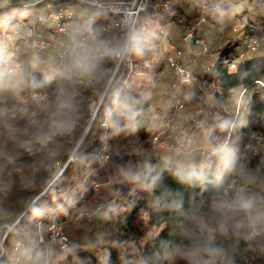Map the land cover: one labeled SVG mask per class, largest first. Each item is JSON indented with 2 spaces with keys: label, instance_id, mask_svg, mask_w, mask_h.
I'll list each match as a JSON object with an SVG mask.
<instances>
[{
  "label": "trees",
  "instance_id": "16d2710c",
  "mask_svg": "<svg viewBox=\"0 0 264 264\" xmlns=\"http://www.w3.org/2000/svg\"><path fill=\"white\" fill-rule=\"evenodd\" d=\"M68 1L45 0V2L35 3L32 0H20L13 4L14 8L3 10L0 13V67L9 63L22 62L26 57V53L20 50L25 42L14 33L15 30L23 32L34 27L37 31L43 32L44 38L52 39V33L49 32H52L53 27H49V22L47 24L40 20L41 14L45 6L50 8L49 15L51 10L55 11L60 6L67 5L65 2ZM77 4L80 6V11L84 8L88 13L94 10L80 2ZM233 4H244L241 12L235 13L236 17L233 19V22L239 19V25L235 24L231 27L233 22L226 21L224 17L219 20L213 17L218 11H230ZM188 5L189 3L184 1L179 4L168 0H147L146 6L137 17L134 35L136 44L148 46L163 42L167 37L165 27L171 22L178 24V17L183 18L185 33L189 31V28L194 27L189 44L197 50L192 53V58H197V51L210 58L201 72L191 68L194 74V86L192 96L187 98V106L192 108L190 120L194 127L197 120L195 115L198 113L195 107L200 106V102L204 104L208 94H213L215 101L221 103L224 101L225 107L230 108L237 88L251 89L258 81L264 79V0H218L214 1V4L209 3L208 9L204 12V24L200 28L197 27L196 22L200 16L197 8L194 7L192 11L187 12L185 8ZM146 20L149 24H146ZM107 23L109 21L107 22L103 15L96 20L94 27L107 25ZM160 25L163 27L161 32L163 40L152 36V32ZM211 27H215L219 34L217 37L220 39L218 43L214 41L210 46L199 30ZM198 40L206 43V52L202 53V47L197 44ZM254 40L258 44L256 49L250 47ZM194 44L197 45L194 46ZM167 50L174 54L169 47ZM132 55L135 57V53ZM49 59L50 62L57 60L52 56ZM197 60L192 62L199 66L194 62ZM165 62H168L166 58L151 62L142 57H135L134 68L119 69L115 81L100 104L93 128L78 150V159L66 167L67 169L36 199L37 204L34 202L36 205L33 203L27 210V215L24 213L17 223L22 228L35 231L38 221L62 222L68 234L67 230L75 224L71 220L72 216L77 221H89L87 217H78L80 210L91 211L89 205H97L98 209L103 208L101 211L104 210L107 213L104 244L91 249L86 243H78L76 240L79 238L75 239L68 235L71 240L68 250L71 252L67 264H78L76 256L81 264H136L137 260H141L143 264H169L167 257L174 255L173 249L181 241L179 228L181 218L168 205L172 201L182 200L184 210H188L193 205L207 203L210 195L216 190L214 181L219 173L215 157H211L208 165L203 167L208 176V182L195 185L182 184L173 175L174 164L166 163L169 158L162 153L165 150L155 149L152 146V135L166 120L177 122L175 115L180 111L176 110L177 104L183 102L182 97L186 99L183 89L187 85L180 90L171 87L176 80V75L174 72V81L165 77ZM231 63L236 64L235 69L230 68ZM26 71L29 81L34 78L43 84L45 70L41 67L33 69L29 66ZM170 80L173 82L168 85ZM160 81L163 86L168 85L165 94L169 91H177L179 95L170 100V97L163 94V99L155 100L157 85ZM54 87L55 82L43 84L40 91L51 92ZM259 88V92L255 93L251 104L247 106L245 120L240 129L238 128L240 120L235 121L238 139L236 154L253 135L264 133L262 120L264 87ZM159 100L167 106L171 104L166 106L168 110L164 117L161 111L166 109L162 108L165 105L157 106L153 110L154 104H157ZM221 103H219L220 106ZM218 108L222 109V107ZM155 112H158L157 116L161 120H154ZM219 115L222 117L217 120V125L226 122L232 124V113L221 110ZM104 118H107L110 127L103 126ZM179 125L181 129H185V124ZM210 144L213 145L214 141L211 140ZM101 154L109 157V162H105V165L97 160L96 156ZM200 161H202L201 156L197 163ZM237 163H243L250 170L257 169L261 175H264V163L257 156L243 161L237 157ZM106 165H109V171L104 169ZM136 176H139L140 180H143L145 176L149 180L155 179V188L152 191H145L139 186L140 181L134 182L133 178ZM231 179L233 177L230 174L224 173L219 186H226ZM96 185H99L98 190L95 188ZM92 198H95V201L89 204ZM17 213L16 218L21 214ZM8 238L11 239L10 236ZM8 241L5 243L6 248ZM221 242L229 249L234 264H246L244 258L249 252L246 240L226 239ZM179 264H185V261L180 259Z\"/></svg>",
  "mask_w": 264,
  "mask_h": 264
},
{
  "label": "clouds",
  "instance_id": "9594fccd",
  "mask_svg": "<svg viewBox=\"0 0 264 264\" xmlns=\"http://www.w3.org/2000/svg\"><path fill=\"white\" fill-rule=\"evenodd\" d=\"M114 2L116 0H88L94 10L87 14L82 24L73 26L66 33L56 53L58 59L47 65L43 84L55 82L51 92L40 91L43 84L34 78L29 81L23 62L0 67V97L6 93L19 96L27 91L22 108L7 106L0 100V135L6 136L17 147L27 145L34 153L53 156L58 143L75 133L83 111L80 85L91 86L110 63H122L133 49L135 37L130 36L127 30L105 35L104 29L94 27L99 17L112 12L108 5ZM5 6V0H0V8ZM117 15L122 18V13ZM27 47L28 66L38 69L45 64L40 54L41 45L33 42ZM16 113L26 121L24 125L16 123ZM176 157L175 160L167 159L166 163L174 164L173 175L180 183L195 185L208 182L205 171L198 166L196 155L177 149ZM211 157L216 159L219 175L214 181L216 190L207 203L193 205L188 210H184L182 200L168 205L181 218V241L173 253L185 264H234L222 239L226 240L242 228L255 229L258 223H264V214L256 211L257 193L253 191L260 188L264 193V181H260L245 165L237 163L235 150L227 142L212 147L209 159ZM16 159V155L0 148V201L12 189L14 181L5 175V169L15 165ZM224 173L233 179L220 187ZM133 179L134 182L140 181L139 186L145 191H152L156 186V180H149L146 176L143 180L139 176ZM22 183L28 185L30 180L25 178ZM17 214L0 207V232L16 223ZM9 236L7 248L0 242V264H54V252L44 245L40 226L33 231L17 224Z\"/></svg>",
  "mask_w": 264,
  "mask_h": 264
},
{
  "label": "rangeland",
  "instance_id": "374dc122",
  "mask_svg": "<svg viewBox=\"0 0 264 264\" xmlns=\"http://www.w3.org/2000/svg\"><path fill=\"white\" fill-rule=\"evenodd\" d=\"M19 1L20 0H12L11 3H8L7 0H5V4L8 3L10 7L0 8V13L3 12V10L5 9L10 10L14 8L12 4L17 3ZM32 1H34L35 3H39L42 1L45 2V0H32ZM116 1H123V0H116ZM124 1L131 2L133 0H124ZM168 1L171 2V0ZM195 1L196 0L192 1L188 5V7L185 8V11L188 12V11H192L194 7L197 8V12L200 16L198 17L199 19H197L196 22L198 25L197 27L200 28L201 25L204 24L200 21V17L203 13L200 11V3L206 0H197L196 2ZM214 1L216 2L218 0H208V4L209 3L214 4ZM77 2L80 1L69 0L68 2H65V4L67 5L60 6L63 8L67 7L68 9L73 11L74 14L76 15L72 22V27L82 24L84 20L87 19L86 16L88 14L87 9L84 8L82 11H80L81 9L79 4H77ZM80 3L86 5L85 3L82 2ZM146 3L147 0H144L143 8L144 6H146ZM243 7L244 4H239V5L233 4L231 6L230 11L228 12L218 11L214 13L213 17L216 20H219V18L224 17L226 21L231 23L233 22V19L236 17L235 13L237 12L240 13ZM49 9L50 8L48 6L44 7L40 20L42 22H47V24L50 23L49 27L52 28L53 27L52 21L47 20ZM51 11L55 12L54 10ZM177 21L178 24H176L175 22H171L170 24H168L169 26L165 27L166 28L165 31L167 33L166 35L167 37L165 38L166 41L164 40L163 42H160V44H151L148 46L147 45L145 46L143 44H136L135 41L132 52L124 60V63L120 67H118V62L110 63L107 66L106 70L103 73H101V75L97 78V80L92 82L91 86L87 84L80 85L81 91L83 93V111H82L81 119L77 124L75 133L71 134L66 141H60L58 143L55 155L49 156L46 153H40V152L34 153L31 147L27 145L17 147V145L9 141L6 136L0 135V148H3L9 154L17 156L15 165L9 166L5 169V175L9 177L12 181H14V183L12 185L11 191L5 195L2 201H0L1 207H3L6 211L11 210L12 212H16V213L20 212L21 214L16 218V220L18 218L20 219V217L23 216L24 212L25 211L27 212V209H29L30 206H32L31 204H33L36 201V199H38L41 196L42 191L46 188V186L50 184L55 177H58L65 169H67L66 168L67 166H70V164H73V162H75L78 159L77 158L78 150L82 147L88 133L93 128V124L96 119V114L99 110L100 104L102 103V100L107 90L109 89L111 84H113V82L115 81V78L117 77V74L119 72V68L123 67V70H127L128 68L131 70L132 68H134L135 57L138 58L142 57L151 62H158L160 58L161 59L166 58V60L168 61V58L173 54L172 52L167 50L168 49L167 44H174L175 46L179 47V49L182 47L184 53L183 54L184 56L182 57V62L188 64L190 68H194L196 72L197 71L201 72L204 69V67H206L208 61L210 60L209 57H206L203 54L198 55L199 52L197 51V58L199 59L197 60L195 59V57L192 58V53L197 50L195 47L193 49L191 44H189L190 43L189 38L191 37L190 35H193L194 33V27L189 28L188 29L189 31L185 33V31H183V27H184L183 18L178 17ZM146 24H149V22L147 21ZM235 24L239 25L240 20L235 19V22L231 23V27H234ZM150 25H152V23ZM100 27H96V28L100 29ZM106 27H107V31H104L105 35H114L120 32L118 28H115L110 24L106 25ZM162 29L163 27L161 25L158 26V29L152 32V36L153 35L156 36L155 38L158 40H163L162 38L163 33H161ZM199 31H200L199 33L207 39L210 46L212 45L211 43H213L214 41L216 43L219 42L220 38L217 37L219 36V34L217 33L215 27H211ZM38 32L41 35H44L43 32H41L40 30H38ZM49 33L51 34L52 32L50 31ZM65 38L66 36H63L61 38H58V40H55V42L59 43L60 45L61 42L65 40ZM185 38L188 39L185 40ZM197 44H194V46H196ZM27 46L28 44L25 43L24 46L20 48V50L23 53H26V57L22 60V62L25 64L26 68H29L27 64L29 49ZM132 53H135V57L134 55H132ZM51 56L57 58L55 50L49 47L42 59L45 61V64H42L40 66L42 70H46L48 63H50V61L48 60H50L49 58H51ZM192 60H197L194 62L199 66L195 65L192 62ZM164 68H165L164 69L165 77L174 81L175 79L174 71L168 66V62H165ZM171 80L170 83H168V85L171 84V82H173ZM165 82H167V80H165ZM262 82L263 85L258 84L260 85V88L264 87V79L262 80ZM167 86L166 85L163 86L162 81L158 83L157 95L154 97L155 100H157L158 98L163 99L164 96L170 97L171 100L175 96L179 95L178 94L179 92L177 91H169L168 93L165 94V89ZM193 86H194V82L184 87L183 90H185L184 92L186 99H183L182 97L181 100L183 102L180 103L184 104L185 107L183 109L176 108L177 111L179 110L180 111L176 113L175 119L177 122L174 123L177 125H179L180 123L185 124L184 130L190 132L192 138V146L189 148L190 150H187L186 152H191L194 155H196L198 158L203 153L204 158L202 159V161L198 163V166L203 168L207 166L208 162L210 161L209 155L211 152V148L220 143L225 142L224 140L228 135H230L228 144L235 150L238 143L237 132H236L237 122L235 123V121L240 120L238 123V128L240 129L242 123L245 120V115L247 113V106L251 104V100L254 98L255 93L257 91L259 92V90H257L258 88L256 89V87H253L251 89H247V91L244 93L242 89L237 88L235 90L234 97L231 100L230 108L225 107L224 101L223 103H221L220 101H215L213 97L214 95L208 94L205 103L202 104L200 102V106L195 107L198 112L195 115L197 116V120L195 124L196 123L197 124L194 125L193 127L190 120V113L192 112L191 110L192 108L187 106L188 104L187 98L192 96ZM26 98H27V91L21 93L19 96L14 93H6L2 97H0V100H2L3 103H5L7 106L14 108H22L25 106ZM219 103H221V106L219 105ZM161 105H165V107L164 106L162 107L163 109L166 108L167 106V104H165L162 100H159L157 104H154L153 110L157 106L161 107ZM168 106H171V104H169ZM218 107H222V109ZM167 110L168 108H166L164 111H161L163 117L165 116V112H167ZM221 110L229 114L232 113L233 115L232 124H228L226 122V123H222L221 125H217V120L221 119L222 117L221 115H219V113H221ZM157 114L158 112L153 113L154 120H161V118L157 116ZM16 116H17L16 123L18 125H24L26 123L24 119L20 118L21 116L20 113H16ZM262 120L264 123V114L262 115ZM105 126L106 128L110 127V123H107V125ZM211 140L214 141L213 145L210 144ZM162 153H165L168 156V158L171 160H175L177 158L175 150H165V152ZM106 156L107 155L101 154L99 157L98 155L96 157L99 163L105 165L106 164L105 162L107 163L109 162V157L106 158ZM236 156L239 157L242 161L250 160L252 157L257 156L259 160L262 163H264V133L261 135H253L248 143L240 147L238 154H236ZM104 169L109 171L110 169L109 165H106ZM252 171L257 175L260 181H264V175H261V173H259L257 169H254ZM25 178L30 180V183L28 185L22 183V181ZM253 191L257 193V198L255 200L256 211L258 213L264 214V193L261 192L260 188H255L253 189ZM93 201H95V198H92V201H90L89 204H91ZM35 203L37 204V202ZM88 207L91 208L90 212L93 214V216L90 219L88 218L89 221L88 222L83 220L77 221L72 216L71 220H73L75 224L74 226L71 227L70 230H67V232L69 236L71 237L73 236V238L75 239L79 238L78 240H76L78 243L81 244L86 243L92 249L94 247L96 248L104 244V236H105L104 229L107 227V213L104 212V210L101 211L103 208H99L100 209L99 210L97 208V205L96 206L89 205ZM7 208H9L10 210H8ZM83 211L84 210H80V212L78 213L79 218H86V217H80V214L84 213ZM1 238L2 236L0 237V242H3L5 246V243L6 241L9 240V238H6L5 240ZM241 238L246 240L249 245V252L245 256L244 262H246V264H264V223H258L255 229H250L247 227L242 228L239 230V232L230 234V236L227 239L236 241ZM47 242L48 243L46 246L50 247L54 252L53 261L58 262V264H67L66 262H69V256L71 250H68L69 249L68 247L66 249H61V247H58L55 242L52 241H47ZM180 259L181 258L175 254L167 257L169 264H179ZM76 262L78 264H81V261L77 258V256H76ZM136 264H143V263L141 262V260H137Z\"/></svg>",
  "mask_w": 264,
  "mask_h": 264
},
{
  "label": "built area",
  "instance_id": "2783aa9c",
  "mask_svg": "<svg viewBox=\"0 0 264 264\" xmlns=\"http://www.w3.org/2000/svg\"><path fill=\"white\" fill-rule=\"evenodd\" d=\"M77 1H80L90 6L88 0H77ZM143 1L144 0H142L141 3L138 4V6L133 5V3L136 2V0H133L131 2H126L124 0L116 1L108 5V7L112 9V12L108 13L107 15H104V18L107 20V22L109 21L107 25L110 24L113 27L118 28L119 30L125 29L127 30L130 36H133L137 17L139 15V12L143 8ZM171 1H174L179 4L184 1L185 3L190 4L194 0H171ZM207 4H208V0L202 1L200 3V11L203 12L200 17V21L202 23L205 21L204 12L208 9ZM101 7H103V5H101ZM119 13H122V18L120 15H117ZM75 16L76 15L74 14V12L68 9L67 7L64 8L60 7L55 12H51L47 17V20L52 21L53 24L52 39L43 38L42 35L34 27L28 28L23 32H20L19 30H15L14 33L16 35H19L22 38V40L28 45L32 44L33 42H36L38 45H41L42 47L40 48V54H41V58L43 59V56L49 47L53 48L55 50V53L58 52L60 45L59 43L55 42V40H58V38L66 36V33L70 31L72 28V22ZM101 28L104 29V31H107L106 24H102ZM197 43L202 47L201 50L202 52L207 51L206 43L203 40H198ZM167 46L174 51V54L168 58V64L174 70L176 75V80L171 85V87L180 90L184 86L191 84L193 82L194 74L190 66L182 62L183 51L177 48L174 44H167ZM257 46L258 44L255 40L253 41V44L250 45V47L253 49H256ZM200 54L201 52H199L198 55ZM123 63L124 61L122 63L118 62V67H120ZM230 68L235 69L236 64L231 63ZM258 84L263 85V82L258 81V83L255 85L256 89L260 87V85ZM242 91L245 93L247 89H242ZM183 107L184 104L180 103L178 104L177 108L182 109ZM107 123L108 121L105 118L102 124L103 126H105L107 125ZM229 136L230 135H228L224 140L227 143H229V139H230ZM152 146L155 149H161V150L177 151V149H181L183 151H187L190 150L189 148L192 146V138L190 132L181 129L179 125L175 124L173 121L167 120L166 122H164L163 126L159 128L152 135ZM99 156L100 155H98V157ZM106 158H108V156H106ZM201 158L202 159L204 158L203 153L201 155ZM95 188L99 189V185H96ZM83 212L84 213L80 214V217H87L90 219L93 216V214L90 211L85 210ZM19 220L20 219L18 218L15 224L9 225L7 230L1 232L0 235V237L2 236L1 239L5 240L6 238H8L9 232H11V230L15 227V225L19 222ZM44 223L43 221L38 222V226L42 228L41 238L44 241V245H47L48 243L47 241H52L55 242L58 247H61V249H66L67 247L68 248L70 247L71 240L68 234L66 233L62 222L54 221V222H49V223L44 222ZM54 264H58V262H54Z\"/></svg>",
  "mask_w": 264,
  "mask_h": 264
},
{
  "label": "water",
  "instance_id": "95a60500",
  "mask_svg": "<svg viewBox=\"0 0 264 264\" xmlns=\"http://www.w3.org/2000/svg\"><path fill=\"white\" fill-rule=\"evenodd\" d=\"M141 1H142V0H136V2H138V4H140ZM12 6H13V4H12ZM5 7H6V8H9L10 5L7 3ZM56 178H57V177H55V178L51 181V183L48 184V185L46 186V188L42 191V194H43V193H44V192H45V191H46V190L52 185V183L54 182V180H55ZM42 194H41V195H42ZM38 197H39V196H38ZM38 197H37V198H38ZM31 205H32V204H31ZM27 210H28V209H27ZM25 212H26V211H25ZM25 212H24V213H25ZM23 215H24V214H23ZM20 218H21V217H20Z\"/></svg>",
  "mask_w": 264,
  "mask_h": 264
},
{
  "label": "bare ground",
  "instance_id": "6f19581e",
  "mask_svg": "<svg viewBox=\"0 0 264 264\" xmlns=\"http://www.w3.org/2000/svg\"><path fill=\"white\" fill-rule=\"evenodd\" d=\"M6 4H7V3H6ZM6 4H5V5H6ZM133 5H134V6H135V5L138 6V2L133 3ZM85 132H86V130H85ZM85 132H84V133H85Z\"/></svg>",
  "mask_w": 264,
  "mask_h": 264
}]
</instances>
